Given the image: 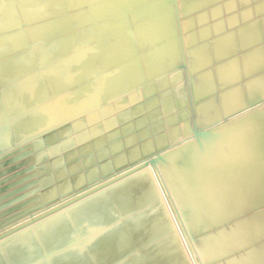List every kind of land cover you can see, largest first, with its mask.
I'll list each match as a JSON object with an SVG mask.
<instances>
[{"label":"rangeland","instance_id":"1","mask_svg":"<svg viewBox=\"0 0 264 264\" xmlns=\"http://www.w3.org/2000/svg\"><path fill=\"white\" fill-rule=\"evenodd\" d=\"M116 1L117 0H111L108 2H109V4H112L113 2L115 4ZM123 1H126V0H122L121 3ZM161 1L167 2L168 0H161ZM178 1L179 2H185V3L180 4ZM192 1H194V0H189V1L188 0H186V1L173 0V2L170 0V2H169L170 4H168L165 8L167 11H172L174 13L173 15L176 16V18L178 17V14H179V17L177 18V26L179 29H177V31H179V30L180 31L176 33V36H177V40L179 39L178 41L182 40L181 42H179L180 45H178L179 47L176 49L177 55L175 56L177 59L182 58V61L179 60L175 64H172L171 69L168 70L169 73L166 72L165 74H160L158 77H152V78L148 76V74L151 72V69L153 70V68H149L146 65V62H147L146 57H147V54L149 51H148V49L143 50L142 48H140L138 46V45H140L139 39L143 40L142 38L144 36H138V32L136 31V27H135V22L129 21L130 18L132 17V12L134 11L133 10L134 7L130 9L129 7H126L124 4L122 7L120 5V2H119V4H118L119 6L117 5L118 6L117 9H118L120 15L118 14L119 16L118 15L114 16L115 19H113V18H110V19L117 21L118 22L116 25L117 30L119 29L120 31H122V32L118 33V36L114 40V42H116V43L124 42L123 40H125L126 38L124 39L123 35H125V33L128 34L127 39H129L130 42L133 41L132 42L133 44L136 42L134 45H132V50L130 49V53H129L130 59L127 62V65L129 63V65H128L129 69L125 70V72H124V70L121 71L122 66H118V64H117V62H119V58L117 55L114 58L115 61H117V62H116V64H115V61L113 62L112 65L115 64L113 67L110 66L107 69H98V68L94 67L93 65H89L88 66L89 73L87 76H85L84 78H82V79L76 81L75 83L69 85L67 88H65L63 91H61L59 93L53 94V92H51L48 95V96H50V99L48 98L44 101L45 103L47 102L46 104L44 103L47 113L51 110L50 108H52V106H55V111H52V113L56 112L57 116L52 117L51 119H48V120L45 119V116H43V120L45 119V122H39L37 130H35L31 136H30V133H23L22 136L19 135V137L15 135L14 137L16 139L14 137H12V140L10 142L8 141V142H6V144L0 146V212H1L0 213V242H1L0 244L4 243L5 240L8 241L11 238H14L18 235L24 234L25 232H28V231L31 233V235L29 236L30 240H32V242H33V240L37 241L36 234L38 233L39 227L43 226L44 224H46L52 220L60 218V217H61V219H60L61 222L59 221L60 223H57L55 225H51V227H49V229H47V227L45 226L44 227L45 230L42 232H39V236H44V235H46V233H49L50 231H51V233L52 232L55 233L57 230H59L60 224L62 223L63 220L64 221L62 223V226H64V227L71 226L72 220L70 218H68L69 216H66L67 213H70L71 211H73L77 207H82L81 205L82 204L85 205L87 201L93 200V199L107 193L108 191H110L114 188H117L118 186L122 185L124 182L126 183V181L130 180L132 177H135L137 175H139V176L141 175L143 177L148 173V174H150L151 177H153L152 179H155L154 181H156L155 182L156 185L153 184V186L155 188L154 189L155 193L153 194L152 197L145 193L143 195H140V198H136V200H132V202H129L128 204H126V207L124 208V210L122 212V215H120L118 217V221L119 222L125 221L126 220L125 218L128 219L129 217H131L132 214H133L132 217L137 216L138 213L141 215L147 211L148 207H150V208L153 207V210H150V212H148L149 217H150L149 220L142 219L141 221H138L136 223L135 229L131 233H129L128 238L126 240H131V239L137 238L138 235L142 233L141 231H143L142 224H144L145 221H149L150 225H148V228L147 227L145 228L144 233L145 232L147 233L148 231L151 232L154 229H157V226H159V225L163 226L166 224L168 229L165 226L166 232L163 233L162 235H160V237L158 236L159 238H157V239L160 240L161 238L166 237V239L176 238L178 242H180V240H181L183 243V246H185L184 247L185 252H183V253H185V255H187V256L184 255L185 260H186V264H205V261H203V260L206 257L204 258V256H198L201 254V253L199 254L200 251L198 250L199 249L198 244L201 243L200 241H202L204 238L211 236L214 232L218 233V232L232 231V238L230 240L226 241V244L229 245L228 246L229 252L225 256L219 257V259L218 258L212 259V260L210 259L211 261L215 260L213 263L211 262L212 264H215L217 261L220 262V263L217 262L219 264H234V263H232L233 259L236 260L238 263L239 261H241L242 258L247 257V255L249 253L251 254V252L255 251L256 249H260V248L264 247V230L259 231V238L257 240L252 241V243L246 244V245H239L238 244L237 247L235 246V243L239 242V241L234 240V238L236 236H238V235L244 236V233L245 232L247 233L249 231L248 229H254V227L251 228V226L247 227L244 224V221L245 220L250 221V219H253V220L255 219L253 216V214L256 212L255 208L245 210L242 214H237V215L232 216L230 218H227L224 215H219V216L216 215L214 218L215 222H212V224H209V228L207 230L204 229L203 232L201 231L197 234H194L190 231V228H191L190 227L191 225H189L190 224V221H189L190 216H188L187 210L183 209L182 206L181 207L178 206V204L175 201V195L172 193V191L169 187V184H170L169 181L173 179V177L170 176L171 173L169 172V167H171L170 170H172L173 163H172L171 159L166 158L167 154L174 152V150H176L179 147L183 148L185 146V144H186V146H188V145L191 146L190 143H193V142H195V146H196L195 151H196V148L197 149H199V147L203 148L202 146H204V144H205V146H206V144H208V146L209 145L214 146V144L217 143V145H215L214 147H217V146L219 147L221 145L220 141L222 142V140H224V138L223 139L221 138L222 140L219 139L220 137H222L220 135H222V132L223 133H225L226 131L229 132L228 129H230L231 126H233L232 124L234 122H243V121L245 122V119L247 121L248 120L247 118H250V116L251 117L253 116L252 118H254L255 116L259 115V113L261 114L264 111V109L262 110V108H264V93H261V92H264V88L260 87V86H262V85H260L261 81L258 80V79H260L262 81L264 80V68H263V70H255V72H254V70H251L250 68L245 66V63H244L245 57H243L244 55H249L253 51H257V50H261L264 54V48H263V46H264V0H238V1L237 0H235V1L234 0H228V1L211 0L210 2L200 0L199 3L196 2L197 4L195 5V9L193 8L194 10H191V8H189L188 5ZM197 1H199V0H197ZM220 1L222 3H220ZM171 3L175 4V5H172ZM234 3L236 4V6L238 5L239 8L235 7ZM63 4H64V2H63ZM177 4H178L179 8H178ZM220 4H223V5L227 4L228 5V7L224 8L225 11H223V12L221 11L223 9L221 8ZM171 8H173V9L171 10ZM181 8H182V10H181L182 12L180 11ZM208 8H209V10H211L212 8L217 9V14H213V17L211 18V20L202 18V15H204V16L208 15L206 13L209 11ZM243 8H245V9H243ZM174 9L175 10L179 9V10H177L178 13ZM234 9H235V11H234ZM236 9L239 10V12ZM121 10L122 11L124 10V13L122 12L124 15H122V13L120 12ZM126 11L128 12V14L126 13ZM76 12H81V8H76L74 13H76ZM237 12H238V16L236 14ZM227 13H228V16L226 17ZM70 14H71L70 8H69V10L67 8H63V9H61V11L59 13L53 15L50 18V20L52 22H54V24L57 23V21H59L58 26L60 27V29L57 30L54 28L55 31L53 33L46 35V36L44 35L43 36L44 39H41L42 38L41 37V38H37V39L33 40V39H31V37H28L29 39L24 41V45L20 48V50H18V51L14 50L15 58L16 59H20V58L23 59V58H26L27 55H30L33 59V64L31 65V68L33 69V71L36 74L42 75L43 72L46 71L48 68H51L54 65H56V64H58L64 60L73 59L79 55L83 57V53L86 52V49H84V48L86 46H88L87 42H88L89 38L87 39L86 32H88L89 27L88 26L85 27L86 25L83 26V23H82V25L78 24L77 30L67 29V27H66V15L68 16ZM224 15H225V17H224ZM127 16H128V18H127ZM184 16H188V17H184ZM239 16H240V18H239ZM193 18L196 19L195 23H194V21H192ZM236 18L238 19V21H240L239 22L240 24L237 23L238 21ZM181 19H182V22H178V21H181ZM213 19H215V20H213ZM212 20H213V22L210 23V21H212ZM224 20H225V22H224ZM44 21H47V20H41V23ZM148 21L149 20L145 19L144 22L142 21V23L136 22V25L138 26V25L143 24V23L144 24L149 23ZM262 21H263V23H262ZM62 23H64V24H62ZM23 24L20 28H17L16 30L28 31L31 28V25H36V22H33L32 24H29V23H23ZM132 24H134L133 28H132V26H130ZM181 24H183L184 26ZM209 24H210V26H209ZM224 24H226L227 26ZM252 24L253 25L257 24V28L255 30L254 29H248L251 26H253ZM38 25H39V21H38ZM194 25H195V27H194ZM216 25H217V29H218L217 31L215 29ZM238 25H240V26H238ZM199 26L200 27L202 26V27L200 28ZM27 27H28V29H26ZM196 27H199V28L197 29ZM79 28H80V31H78ZM81 28H83V29H81ZM182 28L183 29L186 28V29H184V31H183ZM224 28H226L228 30H226ZM260 28H262V30ZM237 29L240 30V31H238L239 33L237 32ZM189 30H190V32H189ZM225 30H226V33H225ZM210 31H212V32H210ZM180 32L182 34L183 33H185V34L182 35ZM257 32H258V34H256ZM211 33H212V35H211ZM235 34H236V36H235ZM256 35H258L257 38H256ZM259 35H260V37H259ZM261 35L263 38L261 37ZM168 36H171V35H168ZM178 36H181V37L184 36V38H181ZM253 36L255 38H252ZM235 37H236V39H235ZM83 38H84V40H83ZM250 38H252V39L249 41ZM193 39H195V44H196L195 48L196 49L198 47L206 46L208 51L204 52L205 54L209 53L208 55H211V53L213 52L211 55V58L212 57L213 58L208 59L210 61H209V63H207L206 66L202 65L203 62L198 63L199 59H202V56L199 58V55H195L196 54L195 51H194L193 56H195V66L196 67L192 66V63H191L192 62V60H191L192 55L190 54V52H191V48L193 46L191 44H192V42H194ZM205 39L207 42L205 41ZM224 39H229L230 44H231L230 49H229V47H227L224 50L228 55H226L225 58L217 57L214 59V52L219 50L218 46L214 47V42L216 43V42L222 41ZM237 39H239L240 41L241 40H244V41L239 42V40H237ZM167 40L173 41L174 38H169ZM197 40H198V42L201 41L200 45L197 44L198 43ZM209 40L211 42H209ZM184 41H185V43H184ZM103 42H107V41H103ZM182 42L184 43L185 46H183ZM136 44L138 47H136ZM258 44H260V45L258 46ZM197 45H199V46H197ZM211 45H212V48H211ZM141 46L143 47V44ZM249 46H250V48H249ZM46 47H50L47 50L54 51V49L57 48V49L61 50V52L56 57L54 56V54H52L50 59L43 60L41 58L39 52L42 51V49H46ZM209 47L212 49V51ZM237 47H238V50L240 48H242V49H240V51H238ZM252 47H253V49H252ZM86 48L89 49L91 47H86ZM57 49H56V51H57ZM245 50L247 52H244ZM138 52H139V55H138ZM236 52H238V53H236ZM184 53H185V55H184ZM5 57L6 56L2 57L0 62H2L5 59ZM109 57H111V55H109ZM179 57H181V58H179ZM140 58H141V60H140ZM176 58H175V60H176ZM220 61H221V63H220ZM132 63H135L137 65V66H135L134 69L132 68ZM124 64L125 63H123V65ZM224 64H231V65H228V69L224 70L225 76L223 77L224 78V80H223L222 78H220L221 74H219V70L221 67L224 66ZM211 65L214 69L211 67ZM115 66H116V68H114ZM142 67L144 69H142ZM140 68H141L142 72L144 70V72H143V73H145L144 75H143V73H141ZM157 68L158 67H155V69H157ZM114 69H117L116 71L119 73V75L116 76V78H117L116 81H114V82L111 81V83L104 84L103 78L105 76L111 74ZM193 69H195V71ZM199 69L202 71L201 73H199L200 72ZM181 70L184 72H182ZM203 70H204V72H203ZM173 71H174V73H173ZM250 72H251V74H250ZM184 73H186V74H184ZM126 74H129L130 76H133L134 78L127 80L126 76H125ZM227 74H229V75H227ZM205 75H207V76H205ZM219 75H220V77H219ZM143 76L146 77L145 79H147V80H143ZM168 77H169V79H168ZM258 77H260V78H258ZM159 79L161 80L160 82H158ZM194 79H195V87H193V82H191V81H194ZM221 79L223 81H221ZM225 79L227 82L225 81ZM251 80L252 81L258 80L259 81V85H256L257 83L255 81L254 82L256 84L254 82L251 83V84L256 85L257 89L255 86H253V85L249 86L247 84V83L250 84ZM154 81H157V82H154ZM14 84L15 83L12 82V85H14ZM153 84H154V86H153ZM170 84L173 86H171ZM90 85H94L95 87L99 86L98 92L93 91L87 97L86 106L80 105L79 107L81 109L76 111V113H74L73 115L69 116L67 114V110L69 108H67L66 106L69 107V104L57 103L58 100L66 98L67 97L66 94H72V93L76 92L79 88L85 87V86H90ZM169 86H170V88L171 87L172 88L170 89ZM247 86L251 90L248 89ZM252 87L255 88V90L257 92L252 90L253 89ZM259 87H260V90H259L260 93L258 91ZM194 88H195V90H194ZM261 88H263V89H261ZM188 90H190L191 92ZM261 90H263V91H261ZM216 91L218 92V94L216 93ZM189 92H190L192 97L189 95ZM167 93H168V95H167ZM169 93H170V95H169ZM194 93H195V99H194ZM152 94H155V95H152ZM228 94L231 95L230 101L232 102V100H233V103H234L233 105L231 104V106L232 107L234 106L236 108L231 109L232 107L230 105H228L230 108L226 107L227 101H228L227 97L230 96ZM94 95H96V96H94ZM154 96H156V97H154ZM182 97L184 99L182 101H178ZM145 98H147V100ZM142 99H143V101H142ZM149 99H151V100H149ZM49 100H52V102ZM61 102H64V101L61 100ZM101 102H103V103H101ZM148 102H150V103H148ZM147 103H148V106H147ZM230 103L228 102V104H230ZM235 103L237 104V106ZM97 105H99V106H97ZM95 106L97 107L98 110L96 109ZM90 108H91V110H90ZM149 108L151 111L149 110ZM107 110H108V112H107ZM115 111H116V114H115ZM260 111H262V112H260ZM84 112H86V113H84ZM101 112H103V113H101ZM146 112L148 113V115ZM79 113L83 114V115H79ZM152 113H157L155 118H151L149 116ZM86 114L87 115L89 114V115L86 116ZM101 114H103V117ZM142 114H144V115H142ZM145 114L147 115L148 118L145 117L146 116ZM78 115L80 118L78 117ZM177 115L179 117H176ZM62 116H63V118H62ZM121 116L128 118V120L126 119L125 122L126 121L129 122V120H130L129 123H133L134 121H137V120H140L143 118H144V120L151 119L149 121L147 120L148 123L150 122L149 124H147V121H146V123L144 122L143 125L145 127H143L141 125L142 128H140V129H145V128L148 129V127L152 128L155 124H159L161 127H160V130L157 131L158 133L155 131H153V132L150 131L151 135L149 133L145 138H143L144 140L146 138H148V139L150 138L149 140H151V141L153 140V142H151V143L154 147L151 146L147 150H142V140L143 139H141V140L136 139L137 141H135L136 142L135 145L133 144L134 142L132 143L135 147L132 144H131L132 147L131 146H129V147L130 148H136L137 150H139V151H137V152H139L137 154V156L128 157V155L125 154V156H126L125 157L124 153H128L127 150H130V148L125 146V145H124V147L121 145L119 148V149L122 148L121 151L117 150L116 152H118V153L115 152V154H114V152H112L113 147L111 148V146H114L115 144L121 142V140L122 141L128 140V138L125 139L124 136L129 135L127 133L124 134V132H121V130H122L121 125H123L122 123H125L124 121L120 120V119H122ZM2 117H3V119H1V115H0V120H1L0 124L2 123L0 125L1 127L9 126L10 124L12 125V123L14 122V120L12 118H9V117L7 118V117H5V115H3ZM83 117H84V120L81 119ZM91 117H96V118H94L93 120H90ZM245 117H247V118H245ZM241 118H243L242 119L243 121H241ZM9 119H11V121L13 120V122L11 123V121ZM62 119H64V120H62ZM178 119H179V121H177ZM239 119H240V121H239ZM60 120H61V122H60ZM152 120L154 121L153 124L151 123ZM233 120H235V121H233ZM6 121H8V122H6ZM96 121H97V123H95ZM108 121H112L113 123H108ZM85 122L87 123L86 125H85ZM116 122H117V124H120V125H117ZM178 122L179 123L181 122V123L177 124ZM90 123H91L92 127H90V125H89ZM55 124H57V126H55ZM173 124H176V125H173ZM227 125H229L230 127ZM51 126H53V127H51ZM85 127H88V128H85ZM179 127L183 128V129H180ZM226 127L227 128L229 127V128L227 129ZM48 128H50V130H48ZM163 128H165V129H163ZM135 129L130 130L128 133L132 132L134 134L135 132L137 133L140 130L139 127H135ZM173 129H176L177 132L174 133ZM224 129H225V131H222ZM88 130L90 131V133H92L91 135H90ZM162 130H164V131L162 132ZM83 131L85 132V134ZM118 131H119V134H117L113 137H109L110 133L118 132ZM214 131L215 132L217 131V132L215 133ZM37 132H40V133L37 134ZM71 132H74L75 136H74V133L72 135ZM79 132L80 133L82 132V135ZM68 133H70L71 137L68 136L69 135ZM159 133L161 134V136H159ZM217 133L219 135H217ZM47 134H48V136H47ZM55 134H57V135L55 136ZM87 134L89 136H87ZM156 134H158V135H156ZM77 135L82 136V139H81V136H78V138L80 140H82V143H81L82 146L79 145V143H77L75 141L77 139ZM66 136L70 137V138L67 139ZM83 136H85V137L87 136V137L85 138ZM149 136H151V137H149ZM153 136H154V139L152 138ZM208 136L211 138V140L213 139L212 141H214V142L210 141ZM214 136L217 138V141L219 140L218 142L216 141V138ZM44 137H45L46 141H45ZM72 137H73V139H72ZM90 137H93V138H90ZM94 137H97V138L94 139ZM104 137H105V139H104ZM118 137H120L119 140H118ZM160 137H163V140L159 142ZM41 138L44 139L43 142H41L43 140V139L40 140ZM203 138L205 140H207V138H208V140L205 141ZM24 139H26V140L24 141ZM38 139H39V142H38ZM64 139L66 141H64ZM89 139H91V140H89ZM60 140H62V141H60ZM167 140H169V141H167ZM202 140L204 141V143H201L202 145L197 144V142L200 143ZM253 140L256 141V139H252V141ZM113 141H114V144H113ZM208 141L211 143L209 144ZM257 141H258V139H257ZM15 142H16V144H15ZM25 142H27V143H25ZM31 142L33 144H35V146ZM63 142H64V144H62ZM72 142L73 143L76 142V144H73ZM22 143H23V145H22ZM36 143H39V144H36ZM40 143L42 146L40 145ZM43 143H44V146H43ZM47 143H50V145ZM54 143L56 145L57 144L58 145L56 146ZM139 143H140V145H139ZM171 143H172V145H170ZM53 144H54V146H53ZM59 145L62 148H60ZM73 145H75V146L79 145V146L75 147ZM181 146H183V147H181ZM247 146H248V144H247ZM44 147H46L48 150ZM108 147H109V149H106ZM137 147H139V148H137ZM153 148H156V150ZM189 148L190 147H188V148L185 147V150L188 151ZM110 149H112V150H110ZM50 150H52V151H50ZM107 150L111 151V153H106V155L104 157H102L103 152L104 151L108 152ZM125 150H126V152H125ZM254 152H256V151H254ZM254 152L252 151V154H254V156L252 155L253 158L256 155L257 156L259 155L261 158V154H259L258 151L256 153H254ZM148 154H149V156H148ZM121 155L123 156L124 159L121 157ZM263 155H262L263 158H261V159H264ZM145 156H147V157H145ZM49 159H50V161H49ZM121 159H123V160H121ZM88 160H90L91 162L86 164V162ZM96 160H98V161H96ZM118 160L119 161L121 160V161L119 162ZM101 161L103 163H101ZM79 162L83 165V167L81 164H79ZM125 162H129L128 163L129 165L127 166V163H125ZM260 163H262V162H259L258 165H260ZM49 164H50V166H49ZM112 166L114 167V169ZM121 166H122V168H121ZM167 167H168V169H166ZM260 167L264 168V166H260ZM84 168H87V169L85 170ZM15 169H17V170H15ZM261 169H259V171ZM63 170H66V171H64L65 173L63 172ZM68 170H69V172H68ZM81 170L85 171V174H83L84 176L82 175V173H84V172ZM113 170H115L116 172ZM145 171H146V174L144 173ZM77 172H78V174H77ZM262 172H264V171L262 170ZM60 173H61V175H60ZM70 173L72 176L75 175V176H73L74 178L71 176H66V175H69ZM86 174H87V176H85ZM262 174L264 176V173H262ZM160 175L162 177H160ZM146 176H148V175H146ZM34 178H36V179H34ZM72 178L74 180H72ZM125 178H126V180H125ZM75 180H76V183L74 182ZM119 180H120V182H119ZM263 180H264V178L262 179V182H264ZM259 183H260V185L263 184L259 188V189H261V190H259L260 193H263V195L261 196L260 193H259V195L261 196L260 202L264 203V201H262V200H264L262 198V197H264V192L262 191V190H264V183H261V182H259ZM27 184H29V185L27 186ZM64 185H65V188L63 189ZM69 185L70 186L72 185V186L70 187ZM158 185H161V186H158ZM156 187H157V189H156ZM262 187H263V189H262ZM22 188H24V189H22ZM41 189H43V190H41ZM158 189H159V191H158ZM20 198L22 200H20ZM149 199H151V200H149ZM28 200L31 203L28 202ZM39 200L41 202H38ZM11 201H12V203H11ZM13 201H14V203H13ZM17 201H19V202H17ZM5 203H7V204H5ZM204 203H206V202H204ZM263 203H262V208L261 207L259 208V209H261V211H263L262 212V216H263L262 218H264V208H263L264 204ZM12 205L17 206L19 209L17 207L14 208ZM161 206H162V208H161ZM164 206H166V207L164 208ZM203 206H204V208H203L204 212H206L207 214H210V212H212V210L210 208L211 204H209L207 202ZM11 207L14 210L11 209ZM167 207L169 210L167 209ZM172 207H173V209H172ZM4 208H6V209L8 208V209L6 210ZM127 210H128V212H126ZM166 210H168L169 212ZM170 211H171V213H170ZM9 212H11V213L9 214ZM250 212L253 214H250ZM215 214L216 213H214L213 215H215ZM159 215H162V218H158ZM169 215H171V216H169ZM120 217L122 219H120ZM225 218H227V219H225ZM34 224H36V225H34ZM169 233L171 235H169ZM206 233H208V234H206ZM55 234H56L55 236H57V233H55ZM136 234H137V236H136ZM189 234H191L193 237ZM166 235H168V236H166ZM177 235L179 237H177ZM156 237H157V235H156ZM5 238H7V239H5ZM226 238H230L229 234L226 236ZM83 239L84 238L76 239L74 241V243L70 244L68 247H66V248L63 247L61 249H58L57 251L52 253V257H53V255L57 257V255H59L60 253H62L64 250L68 249L72 245H74L73 246L74 248L75 247H81L82 245H84ZM56 240H58V241H56ZM59 240H60V237L56 238L55 244H59V242H60ZM158 240H154L152 242L149 241V243L147 241L145 245H146V247L148 246V250L150 248H152L155 244H159L161 242L160 241L158 243ZM77 242H79V243H77ZM37 243H39V241H37ZM53 244H54V241H53ZM218 244L219 245L223 244V242L222 243L218 242L217 245ZM144 247L138 248L137 249L138 252L144 253L142 251V250H144ZM128 255H129V253H128ZM128 255H126V256H128ZM193 255H194V257H193ZM227 257H229V258L227 259ZM258 257H260V256H258ZM196 258H197V260H196ZM125 259H126V257L124 254L122 256V258L120 259V261L125 260ZM84 260H85V264H92L93 263V262L89 261L90 260L89 257L88 258L84 257ZM207 260L208 259H206V261ZM210 260L207 261L208 264L210 263ZM261 262H262V260H261ZM261 262L260 263H254V264H264V258H263V262L262 263ZM33 264H36V263H33ZM239 264H242V263H239Z\"/></svg>","mask_w":264,"mask_h":264},{"label":"bare ground","instance_id":"2","mask_svg":"<svg viewBox=\"0 0 264 264\" xmlns=\"http://www.w3.org/2000/svg\"><path fill=\"white\" fill-rule=\"evenodd\" d=\"M108 1H111V0H0V60L2 59V57L6 56L5 59L2 62H0V115H1V119H3L2 116L5 115V117H7V118L9 117V118H12L14 120V122H13V120L11 121V119H9L11 121V123L13 122L12 125L10 124L9 126H3V127L0 126V146L6 144V142H8V141L10 142L12 140V137H14L15 135L19 137V135L22 136L23 133H30V136H31L33 134V132L35 130H37L39 122H45V119L48 120V119H51L52 117L57 116L56 112L52 113V111H55V106H52V108H50L51 110L47 113L46 107H45V104L47 102L45 103L44 101L48 98L50 99V96H48V95L51 92H53V94L59 93V92L63 91L65 88H67L69 85H71V84L75 83L76 81L87 76L89 73V68H88L89 65H93L94 67H96L98 69H107L110 66L113 67L117 62L114 59L115 56L117 55L119 58V62H117V64H118V66H122L121 71L124 70V72H125V70L129 69V66H128L129 63L127 65V62L130 59V57H129L130 56L129 55L130 49L132 50V45H134L136 42L134 44L132 43L133 42L132 40H131L132 42H130V40L127 39L128 34H126V33H125V35H123L124 39L126 38L125 40H123L124 42H121V43L114 42V40L118 36V33L122 32L119 29L117 30L116 25L118 22L113 20V19H115L114 16L119 14V11L117 9V7L119 6L118 5L119 2H120V5L122 7H123V4L126 7H129L130 9L134 7V9H133L134 11L132 12V17H131L132 19L129 17L130 18L129 21L135 22V27H136V31L138 32V36H144L142 38L143 40L139 39L140 45H138V46L140 48H142L143 50L148 49V51H149L147 54V57H146V60H147L146 65L149 68H153V70L151 69V72L148 74L149 77H151V78L152 77H158L160 74H165L166 72H168L169 69H171L172 64H175L179 60L182 61L181 57H179L181 59H177L175 57L177 55L176 49L179 47L178 45H180L179 42L182 41V40L178 41L179 39L177 40V36H176V33L180 31V30L177 31V29H179L177 26V18L179 17V14H178V17L176 18V16L173 15L174 13L172 11H167L165 9L166 6L168 4H170L169 3L170 0L167 1L168 3L165 1H161V0H126V1H123L121 3L122 0H117L115 4H114V2L113 3L111 2L112 4H109ZM171 1L173 2V0H171ZM181 1H186V0H181ZM203 1H209L210 2L211 0H203ZM221 1H220V3H222ZM225 1H228V0H225ZM63 2H64V4H63ZM196 2L199 3L200 0L199 1L194 0L188 5L189 8H191V10L195 9V5L197 4ZM179 3L181 4V3H185V2H179ZM172 5H175V4H172ZM177 6H178V4H177ZM220 6L223 9V10H221L222 12L225 11L224 10L225 7H228L227 4H225V5L220 4ZM235 7L239 8L238 5L236 6V4H235ZM63 8H67L68 10L70 8V10H71V14L68 16L66 15V27H67V29L77 30L78 24L82 25V23H83V26L86 25L85 27H87V26L89 27L88 32H86V35H87L86 37H87V39L89 38V40L87 42L88 46H86V45L85 46L91 47V48H89V49H87L86 47L84 48V49H86V52L83 53V57L79 55L73 59L64 60V61L54 65L53 67L48 68L46 71L43 72L42 75H38L31 68V65L33 64L32 57L30 55H27L26 58L16 59L14 56V50L15 51L20 50V48L24 45V41L29 39L28 37H31V39H33V40L37 39V38H41V37H42L41 39H44L43 36L44 35L46 36L50 33H53L55 31L54 28L59 30L60 29V27L58 26L59 21H57V23L54 24V22H52L50 20V18L53 15L59 13L61 11V9H63ZM76 8H81V12L74 13ZM178 8H179V6H178ZM172 9L173 8H171V10ZM243 9H245V8H243ZM177 10H179V9H177ZM177 10H175V11L177 12ZM181 10H182V8L180 9V11ZM208 10H209V8H208ZM234 11H235V9H234ZM237 11L239 12V10H237ZM120 12L124 13V10L123 11L121 10ZM238 12L236 13L237 16H238ZM123 13H122V15H124ZM126 13L128 14L127 11H126ZM206 13L208 15H206V16L202 15V18L211 20V18L213 17V14H217V9L212 8L211 10H209ZM188 16H184V17H188ZM227 16H228V13H227L226 17ZM224 17H225V15H224ZM110 18H113V19H110ZM127 18H128V16H127ZM239 18H240V16H239ZM145 19L149 20L148 21L149 23H145V24L143 23V24H140L138 26L136 25V22L142 23V21L144 22ZM41 20H47V21H44L41 23ZM195 20L196 19L193 18L192 21H194V23H195L196 22ZM213 20H215V19H213ZM213 20L210 21V23L213 22ZM38 21H39V25H38ZM237 21H238V19H237ZM33 22H36V25H31V28L28 31L16 30L17 28H20L23 23L32 24ZM178 22H182V19H181V21H178ZM224 22H225V20H224ZM239 22L240 21H238L237 23H239ZM262 23H263V21H262ZM62 24H64V23H62ZM181 25H183V24H181ZM195 25H194V27H195ZM224 25H226V24H224ZM130 26H132V28H133L134 24H132ZM209 26H210V24H209ZM238 26H240V25H238ZM199 27H196V28L198 29ZM83 28H81V29H83ZM256 28H257V24L251 26L248 29H254L255 30ZM26 29H28V27ZM184 29H186V28H184ZM184 29H183V31H184ZM215 29H216V31L218 30L217 25L215 26ZM224 29H226V28H224ZM260 29L262 30V28H260ZM226 30H228V29H226ZM226 30H225V33H226ZM78 31H80V28ZM238 31H240V30L237 29V32ZM189 32H190V30H189ZM210 32H212V31H210ZM183 34H185V33H183ZM256 34H258V32ZM168 35H171V36H168ZM211 35H212V33H211ZM262 35H261V37H262ZM235 36H236V34H235ZM257 36L258 35H256V38H257ZM178 37H181V36H178ZM259 37H260V35H259ZM169 38H174V40L173 41L167 40ZM181 38H184V36H182ZM252 38H255V37L253 36ZM252 38H250L249 41ZM235 39H236V37H235ZM83 40H84V38H83ZM237 40H239V39H237ZM103 41H107V42H103ZM185 41H184V43H185ZM193 41L194 42H192V44H191L193 46H192L191 52H190V54L193 57V58L191 57L192 66L196 67L195 66V56H193L194 51L196 53L195 55H199V58L202 56V59H199L198 63L203 62L202 65L206 66L207 63H209V61H210L208 59L213 58V57L211 58V55L213 52L211 53V55H208L209 53L205 54L204 52L208 51L206 46L198 47L196 49L195 48V46H196L195 39H193ZM205 41H206V39H205ZM241 41L243 42L244 40H241ZM241 41L239 40V42H241ZM197 42H198V40H197ZM200 42H198L197 44L200 45ZM209 42H211V41L209 40ZM184 43L182 42L183 46H185ZM137 44H136V47H138ZM142 44H143V47L141 46ZM199 45H197V46H199ZM259 45L260 44H258V46ZM215 46L216 47L218 46L219 50L214 52V59L217 57L225 58L226 55H228V54L224 50L227 47H229V49H230L231 44H230L229 39H224V40L218 41L216 43L214 42V47ZM49 48L50 47H46V49H42V51L39 52L40 56L43 60L50 59L52 54H54V56L56 57L61 52V50H59L57 48H55L54 51L47 50ZM211 48H212V45H211ZM249 48H250V46H249ZM263 48H264V46H263ZM56 49H57V51H56ZM240 49H242V48H240ZM240 49L238 50V47H237L238 51H240ZM252 49H253V47H252ZM211 51H212V49H211ZM244 52H247V51L245 50ZM236 53H238V52H236ZM109 55H111V57H109ZM138 55H139V52H138ZM184 55H185V53H184ZM243 57H245V59H244L245 66H247L251 70H254V72H255V70H263V68H264V54L261 50L253 51L251 54L244 55ZM175 58H176V60H175ZM140 60H141V58H140ZM114 61H115V64L112 65ZM123 63H125V64L123 65ZM220 63H221V61H220ZM228 65H231V64H224V66L221 67L219 70V74H221V77H220V75H219V77L222 78L223 80H224L223 77L225 76L224 70L228 69ZM135 66H137V65L135 63H132L133 69L135 68ZM143 67H142V69H144ZM155 67H158V68L155 69ZM211 67H212V65H211ZM114 68H116V66ZM116 70L117 69H114L111 74H109L103 78L104 84L111 83V81L112 82L116 81V79H117L116 76L119 75V73ZM140 70H141V68H140ZM193 70L195 71V69H193ZM143 72H144V70H143ZM143 72L141 70V73H143ZM182 72H184V71H182ZM201 72L202 71L200 70L199 73H201ZM203 72H204V70H203ZM173 73H174V71H173ZM144 74L145 73H143V75ZM184 74H186V73H184ZM250 74H251V72H250ZM207 75H205V76H207ZM227 75H229V74H227ZM125 76H126L127 80L134 78L133 76H130L129 74H126ZM146 77L143 76V80H147V79H145ZM260 77H258V78H260ZM168 79H169V77H168ZM222 79H221V81H223ZM252 80H251L250 84L247 83L249 86L253 85L256 87V85H259V81H261L260 85H262V86H260V87L264 88V86H263L264 80L262 81V80L258 79L259 80V81L257 80L258 82L256 80H254L257 84ZM157 81H154V82H157ZM160 81L161 80L159 79L158 82H160ZM225 81H226V79H225ZM12 82H14L15 84L12 85ZM191 82H193V87H195V79H194V81H191ZM252 82H254L256 85L251 84ZM153 86H154V84H153ZM171 86H173V85H171ZM260 87L258 88V91L260 90ZM98 88H99V86L95 87L94 85L81 87L76 92H74L72 94H66L67 97L64 99H61L64 102H61V100H58L57 103L69 104V107L66 106L67 108H69L67 110V114L69 116H71L74 113H76V111L81 109L79 107L80 105L86 106L87 97L93 91L98 92ZM169 88H170V86H169ZM247 88H248V86H247ZM263 88H261V89H263ZM248 89H250V88H248ZM256 89H257V87H256ZM190 90H188V91H190ZM194 90H195V88H194ZM252 90L256 91L255 88H253ZM261 91H263V90H261ZM190 92H189V95L191 96ZM216 93L218 94L217 91H216ZM259 93H260V91H259ZM261 93H264V92H261ZM152 95H155V94H152ZM167 95H168V93H167ZM169 95H170V93H169ZM228 95H230V94H228ZM94 96H96V95H94ZM154 97H156V96H154ZM145 99L147 100V98H145ZM183 99L184 98L182 97L178 101H182ZM194 99H195V93H194ZM149 100H151V99H149ZM227 100L228 101H227L226 107L228 108L229 107L228 105L231 106V104L233 105L234 103H233V100H232V102L230 101L231 95L227 97ZM49 101L52 102V100H49ZM142 101H143V99H142ZM228 102L229 103L231 102V103L228 104ZM101 103H103V102H101ZM148 103H150V102H148ZM148 103H147V106H148ZM99 105H97V106H99ZM236 106H237V104H236ZM233 108H236V107L233 106L231 109H233ZM96 109H97V107H96ZM263 109L264 108H262V110ZM90 110H91V108H90ZM149 110H150V108H149ZM116 111H115V114H116ZM86 112H84V113H86ZM107 112H108V110H107ZM260 112H262V111H260ZM263 112L261 114L259 113V115L255 116L254 118H252L253 116L252 117L250 116V118H247L248 116L245 117L248 119L246 121V119L244 118L245 122L242 120L243 118H241V121H243V122H234L233 124L231 123L233 126H231L230 129H228L230 126L227 125L229 127L228 128L226 127V128L229 130V132L228 131H226L227 133L222 132V135H220L222 137H220V138L218 137L219 139L224 138V140L221 139L222 142L220 141L221 145L219 147L218 146L214 147L215 145H217V143H215L214 146L213 145L208 146V144H206V146H205V144H204V146H202L203 148H200V147H199V149L196 148V151H195L196 146H195V142H193V143H190L191 146H189V145L186 146V144H185L184 147L181 146L183 148L179 147L180 149L177 148L176 150H174V152L167 154L166 158L171 159L172 163H173L172 170H170L171 167H169V172L171 173L170 176L173 177V179L170 180L169 181L170 184L169 183L168 184H169V187H170L172 193L175 195V201L178 204V206H180V207L182 206L183 209L187 210L188 216H190V220H189L190 224L189 225H191L190 231L192 233L197 234L201 231L203 232L204 229L207 230L209 228V224H212V222H215L214 218L216 215L217 216L224 215L227 218H230V217L235 216L237 214H242L245 210H248L251 208L256 209V212L254 214L250 212V214H253L255 219L254 220L250 219V221L245 220L244 224L247 227L248 226H251V228L254 227V229H248L249 231L247 233L245 232L244 236H241V235L236 236L234 238V240L239 241V242L235 243V246L237 247L238 244L239 245H246V244L252 243V241L257 240L259 238V231L264 230V228H263L264 227V218H262L263 217L262 216L263 211H261V209H259L260 207L262 208V203H263V202H260V198L263 195V193H260V191H259V190H261V189H259L260 186L263 184L260 185L259 182L264 183V182H262V179L264 178V176L262 174L264 172H262V170L264 171V168L260 167V166H264V162H263L264 159H261V158H263L262 155L264 154V147H263L264 146V113ZM101 113H103V112H101ZM79 115H83V114L79 113ZM79 115H78V117H79ZM88 115L86 114V116H88ZM101 115L103 117V114H101ZM142 115H144V114H142ZM147 115H148V113H147ZM147 115L145 117H147ZM156 115H157V113H152L149 116L151 118H155ZM43 116H45L44 120H43ZM121 117H122V119H120L121 121L125 122L126 119L128 120V118H126L124 116H121ZM176 117H179V116L177 115ZM62 118H63V116H62ZM94 118H96V117H91L90 120H93ZM81 119L84 120V117ZM62 120H64V119H62ZM147 120L148 119L144 120V118H143V119L134 121L133 123H129L130 120H129V122L126 121L125 123H122L123 125H121L122 126L121 132H124V134L127 133L130 136L125 135L124 136L125 139L128 138V140H124V141L121 140V142L115 144L114 146H111V148L113 147L112 152H114V154H115V152L117 150L121 151L122 148L119 149L121 145L123 147H124V145L129 147V146H131V144L133 142H134L133 144L135 145V143H136L135 141H137L136 139L141 140V139L145 138L150 133V131L157 132L158 130H160L161 126L159 124H155L152 128L148 127V129H146V128L140 129V128H142V126L145 127L143 124H144V122L146 123ZM149 120H151V119H149ZM148 121H147V124L150 123V122L148 123ZM177 121H179V119ZM233 121H235V120H233ZM239 121H240V119H239ZM6 122H8V121H6ZM60 122H61V120H60ZM86 122H85V125L87 124ZM153 122L154 121L152 120L151 123L153 124ZM91 123L89 124L90 127H92ZM95 123H97V121ZM108 123H113V122L108 121ZM180 123L178 122L177 124H180ZM116 124H117V122H116ZM117 125H120V124H117ZM173 125H176V124H173ZM53 126H51V127H53ZM55 126H57V124H55ZM88 127H85V128H88ZM135 127H139V129H140L137 133L135 132L136 134L135 133L133 134L132 132L128 133L130 130L135 129ZM163 129H165V128H163ZM180 129H183V128H180ZM48 130H50V128H48ZM119 131L110 133L109 137H113V136L119 134ZM163 131L164 130H162V132ZM222 131H225V129ZM173 132L176 133L177 130L173 129ZM39 133L40 132H37V134H39ZM71 133L73 135L74 132H71ZM89 133H90V131H89ZM68 134H69L68 136H70V133H68ZM80 134L82 135V132ZM84 134H85V132H84ZM91 134L92 133H90V135ZM56 135L57 134H55V136ZM81 135H77V139L75 140L77 143H79V145H81L82 140H80L78 138V136H81ZM150 135H151V133H150ZM156 135H158V134H156ZM217 135H219V134L217 133ZM47 136H48V134H47ZM74 136H75V133H74ZM87 136H89V135L87 134ZM154 136L152 137L153 139H154ZM159 136H161L160 133H159ZM70 137H67V139ZM73 137H72V139H73ZM83 137H85V136H83ZM97 137H94V139ZM149 137H151V136H149ZM90 138H93V137H90ZM119 138L120 137H118V140H119ZM251 138L256 139V141L255 140L252 141ZM26 139H24V141ZM42 139L43 138H41L40 140H42ZM44 139H45V137H44ZM44 139L41 142H43ZM65 139H64V141H66ZM81 139H82V136H81ZM104 139H105V137H104ZM149 139L146 138L145 140L144 139L142 140V150H147V149H149V147L153 146L151 143V142H153V140L151 141ZM257 139H258V141H257ZM62 140H60V141H62ZM89 140H91V139H89ZM162 140H163V137H160L159 142ZM207 140H208V138H207ZM207 140H205V141H207ZM209 140L212 141L213 139L211 140V138L209 137ZM45 141H46V139H45ZM167 141H169V140H167ZM216 141H217V138H216ZM38 142H39V139H38ZM76 142H74V143L72 142V143L76 144ZM212 142H214V141H212ZM25 143H27V142H25ZM201 143H204V141L202 140L200 143L197 142V144H201ZM208 143L210 144L211 142L208 141ZM15 144H16V142H15ZM36 144H39V143H36ZM47 144L50 145V143H47ZM54 144H53V146H54ZM62 144H64V142ZM113 144H114V141H113ZM247 144H248V146H247ZM22 145H23V143H22ZM33 145L35 146V144H33ZM40 145H41V143H40ZM79 145H76V146H79ZM139 145H140V143H139ZM170 145H172V143ZM43 146H44V143H43ZM73 146H75V145H73ZM59 147H60V145H59ZM185 147H187V148L190 147V148L188 149V151H186ZM44 148H46V147H44ZM60 148H62V147H60ZM137 148H139V147H137ZM106 149H109V147ZM153 149L156 150V148H153ZM110 150H112V149H110ZM50 151H52V150H50ZM107 151L108 152H105V151L103 152L102 157H104L106 155V153H111V151H109V150H107ZM127 151H128V153H124V156H125V154H127L128 157H135L139 153V152H137L139 150H137L136 148H130V150H127ZM252 151L253 152L258 151L259 154H261V158L259 155L258 156L256 155L257 157L255 156L254 157L255 159H254L252 157V155L254 156V154H252ZM125 152H126V150H125ZM256 152H254V153H256ZM116 153H118V152H116ZM148 156H149V154H148ZM121 157L123 158L122 155H121ZM145 157H147V156H145ZM123 159H121V160H123ZM49 161H50V159H49ZM96 161H98V160H96ZM90 162L91 161L88 160L86 162V164H88ZM259 162H262V163H260V165H258ZM101 163H103V162L101 161ZM125 163H127V166L129 165L128 164L129 162H125ZM79 164H81V163L79 162ZM49 166H50V164H49ZM122 166H121V168H122ZM82 167H83V165H82ZM87 168H84V169L86 170ZM113 169H114V167H113ZM166 169H168V167ZM259 169H261L260 170L261 172L259 171ZM15 170H17V169H15ZM64 171H66V170H63V172ZM81 171H83V170H81ZM113 171H115V170H113ZM68 172H69V170H68ZM83 172L84 173H82V175L85 174V171H83ZM144 173L146 174V171ZM77 174H78V172H77ZM60 175H61V173H60ZM146 175H148V176H146ZM146 175L143 177L141 175L140 176L137 175L135 177H132L130 180H127L126 183L124 182L122 185L118 186L117 188H114V189L108 191L107 193H105V194H103V195H101V196H99L93 200L87 201L86 204L84 203L85 205L82 204L81 205L82 207H77L76 209H74L70 213H67V214L65 213L66 216H69L68 218H70L72 220V223H71L72 225L70 224L71 226H68V227L62 226V223L64 221L63 220L62 223L60 224L59 230H57L55 232V233H57V236H55L56 235L55 233H53V232L51 233V231L49 233H46V235H44V236H39V232L44 231L45 226L47 227V229H49V227H51V225H55L57 223H60L61 217L57 218V219L54 218L55 220H52V221L44 224L43 226L39 227L38 233L37 234L35 233L36 237H37V241H39V243H37V241H35V240H33V242H32V240H30L29 236L31 235V233L29 231L25 232L24 234L18 235L14 238H11L8 241L5 240L4 243L0 244V264H33V263H36V264H85L84 257H86V258L89 257V259H90L89 261L93 262L94 264H186L185 256H187V255H185V253H183V252H185V249H184L185 246H183V243L181 240H180V242H178L176 238L166 239V237H163L160 240L157 239L160 237V235H162L163 233L166 232V227H167L166 224L163 226L162 225L157 226V229H154L151 232L148 231L147 232L148 234H147L146 232L144 233V231H145L146 227L148 228V225H150V222L145 221V223L142 224V228H143V231H141L142 233L139 234L137 238H134L131 240H126L128 238L129 233H131L135 229L136 223L138 221H141L142 219L149 220L150 217H149L148 212H150V210H153V207H151V208L148 207L147 211L141 215L138 213L137 216L132 217V215H133L132 214L131 217H129L128 219L125 218L126 219L125 221H122V220H121L122 222L118 221V217L120 215H122V212H123L124 208L126 207V204H128L129 202H132V200H136V198H140V195H143L145 193L147 195H150L151 197L155 193L154 192L155 188H154L153 184L156 185V183H155L156 181H154L155 179H152L153 177H151L150 174L147 173ZM66 176L73 177L75 175L72 176L70 173L69 175H66ZM85 176H87V174ZM160 177H162V176L160 175ZM73 178H72V180H74ZM34 179H36V178H34ZM125 180H126V178H125ZM74 182L76 183V180ZM119 182H120V180H119ZM29 184H27V186ZM158 186H161V185H158ZM157 187H156V189H157ZM24 188H22V189H24ZM64 188H65V185H64L63 189ZM262 189H263V187H262ZM41 190H43V189H41ZM158 191H159V189H158ZM262 191L264 192V190H262ZM259 193L261 196L259 195ZM262 198L264 199V197H262ZM20 200H22V199L20 198ZM149 200H151V199H149ZM262 201H264V200H262ZM17 202H19V201H17ZM28 202H30V201L28 200ZM38 202H41V201L39 200ZM204 202H206V203L208 202L209 204H211L210 208H211L212 212H210V214H207L206 212L203 211V208H204L203 205L206 204ZM7 203H5V204H7ZM11 203H12V201H11ZM13 203H14V201H13ZM13 207L15 208L17 206H13ZM165 207L166 206H164V208ZM161 208H162V206H161ZM4 209H6V208H4ZM11 209H13V208L11 207ZM167 209H168V207H167ZM172 209H173V207H172ZM128 210L126 212H128ZM168 210H166V211H168ZM10 213L11 212H9V214ZM170 213H171V211H170ZM214 213H216V214L213 215ZM169 216H171V215H169ZM158 218H162V215H159ZM227 218H225V219H227ZM120 219H122V218L120 217ZM34 225H36V224H34ZM167 229H168V227H167ZM206 234H208V233H206ZM228 234H229L230 238H226V236ZM156 235H157V237H156ZM169 235H171V234L169 233ZM189 235H191V234H189ZM136 236H137V234H136ZM166 236H168V235H166ZM59 237H60L59 244H55V239L59 238ZM177 237H179V236L177 235ZM82 238H84L83 239L84 245H82L81 247H75L74 248L73 247L74 245H72L68 249L64 250L62 253L57 255V257L54 255L52 257V253H54L58 249H61L63 247L66 248L70 244L74 243V241L76 239H82ZM231 238H232V231L218 232V233L214 232L211 236H208V237L204 238L202 241H200L201 243L198 244V248H199L198 250L200 251L199 254L200 253L201 254L198 256H204V258L206 257L203 260V261H205V264L206 263L208 264L207 261L210 259L211 260L216 259V258L219 259V257L225 256L229 252V250H228L229 245L226 244V241L230 240ZM5 239H7V238H5ZM154 240H158V243L160 241L161 242L159 244H155L152 248L149 247L150 249L148 250V246L146 247V245H145L146 242L148 241V243H149V241L152 242ZM53 241H54V244H53ZM56 241H58V240H56ZM218 242L219 243L223 242V244L217 245ZM77 243H79V242H77ZM142 247H144V250H142L144 253L138 252L137 249L142 248ZM256 250L251 252V254L249 253L247 255V257L242 258L241 261H239L238 263L236 260L233 259L232 263H234V264H239V263L254 264V263H260L261 260L263 262L264 247H262L260 249H256ZM128 253H129V255H128ZM124 254H125L126 259L120 261V259L122 258V256ZM126 255H128V256H126ZM258 256H260V257H258ZM193 257H194V255H193ZM229 257H227V259ZM206 259H208V260L206 261ZM196 260H197V258H196ZM211 260H210V263L211 262L213 263L215 261V260L214 261H211ZM217 262H219V261H217ZM219 263H217V264H219Z\"/></svg>","mask_w":264,"mask_h":264}]
</instances>
